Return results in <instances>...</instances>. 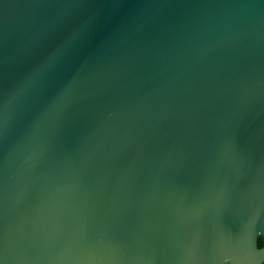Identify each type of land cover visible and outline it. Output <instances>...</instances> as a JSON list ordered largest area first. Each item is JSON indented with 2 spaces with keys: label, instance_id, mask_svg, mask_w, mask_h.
Here are the masks:
<instances>
[{
  "label": "water",
  "instance_id": "water-1",
  "mask_svg": "<svg viewBox=\"0 0 264 264\" xmlns=\"http://www.w3.org/2000/svg\"><path fill=\"white\" fill-rule=\"evenodd\" d=\"M263 262L264 0H0V264Z\"/></svg>",
  "mask_w": 264,
  "mask_h": 264
},
{
  "label": "trees",
  "instance_id": "trees-1",
  "mask_svg": "<svg viewBox=\"0 0 264 264\" xmlns=\"http://www.w3.org/2000/svg\"><path fill=\"white\" fill-rule=\"evenodd\" d=\"M262 244H263V240H262V238H261V237H258V241H257V245H258V247H261ZM262 264H264V262H263Z\"/></svg>",
  "mask_w": 264,
  "mask_h": 264
},
{
  "label": "snow or ice",
  "instance_id": "snow-or-ice-1",
  "mask_svg": "<svg viewBox=\"0 0 264 264\" xmlns=\"http://www.w3.org/2000/svg\"><path fill=\"white\" fill-rule=\"evenodd\" d=\"M254 230H255V228H254Z\"/></svg>",
  "mask_w": 264,
  "mask_h": 264
}]
</instances>
